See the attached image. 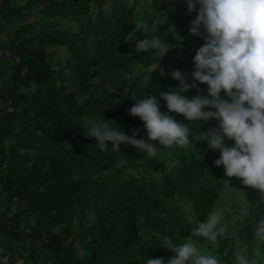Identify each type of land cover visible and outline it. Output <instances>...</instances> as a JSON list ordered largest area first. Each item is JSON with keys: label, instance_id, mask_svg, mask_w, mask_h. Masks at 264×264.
<instances>
[{"label": "trees", "instance_id": "trees-1", "mask_svg": "<svg viewBox=\"0 0 264 264\" xmlns=\"http://www.w3.org/2000/svg\"><path fill=\"white\" fill-rule=\"evenodd\" d=\"M16 1L5 0L1 6L0 29L1 22L14 25L38 6H43L48 21L35 35L10 34L0 47L4 59H0V86L6 79L0 102L8 106L0 107V199L4 200L0 202V258L13 251L12 242L17 240L25 253L23 264H145L146 256L163 258L167 264L175 253L159 240L164 235H173L177 243L187 239L177 205L188 206L189 217L199 220L207 217L220 197L223 183L215 179L220 173L215 164L220 152L209 149L206 141L165 150L153 158L123 144L121 152L100 151L80 125L87 118L103 116L130 136L139 129L137 138L147 140L143 121L128 110L134 99L151 94L161 111L168 112L160 93L179 86L170 75L174 70L193 82V58L205 42L190 34L198 11L181 19L186 0H166L151 16L144 15L142 21L149 27L135 33L137 39L158 34L175 45L160 59L152 51L137 53L135 44L127 40L141 22L138 0L130 6L127 0H102L111 5L108 15L100 8L91 13L93 0ZM166 19L183 31L184 41L162 27ZM73 23L77 32L59 28ZM58 46L66 47L71 57L65 63L57 61L55 67L54 53L45 51ZM9 50L13 53L8 56ZM136 67L144 70L142 75L124 78ZM117 78L120 82L111 91L107 84ZM196 83L197 88L185 93L189 98L207 95L208 85ZM171 115L189 123L180 114ZM216 122H203L201 130L214 129ZM189 126L193 132L200 127L197 122ZM138 166L151 172L140 184L136 179L119 181ZM18 202L22 209L15 211ZM263 207L261 195L251 193L249 218ZM24 220L27 232L21 231ZM173 228L179 238L170 231ZM70 236V246L62 252V241ZM226 246L227 241L221 242V255ZM222 258L232 264L233 251ZM10 263L18 261L10 259Z\"/></svg>", "mask_w": 264, "mask_h": 264}, {"label": "clouds", "instance_id": "clouds-1", "mask_svg": "<svg viewBox=\"0 0 264 264\" xmlns=\"http://www.w3.org/2000/svg\"><path fill=\"white\" fill-rule=\"evenodd\" d=\"M186 4L189 14L198 11L190 34L201 36L203 28L205 42L193 58L192 83L180 70L171 72L179 86L160 93L168 112L161 111L155 95L134 99L136 102L128 111L143 121L147 140L137 138L139 129L130 136L115 121L103 116L87 118L80 127L86 136L97 141L96 148L100 151L111 148L121 152L123 144L146 158L161 156L165 150L187 149L194 141H206L209 149L221 153L215 160L216 166H223L227 177L240 178L243 185L259 189L264 202V0H186ZM70 26L73 30L77 28L74 23ZM148 27L143 21L137 23L127 40L135 44L137 53L152 51L161 59L175 45L158 34L137 39L135 33L147 31ZM172 33L175 36V27ZM196 82L208 85L207 95L189 98L185 93L197 88ZM222 93L228 99L222 98ZM171 113L182 115L189 123L178 121ZM211 119L219 122L218 127L201 130L202 123ZM191 122L199 124L197 131L193 132ZM226 139L234 141V145L226 146ZM240 215L247 218L250 209L241 210ZM223 217L224 210L213 206L207 220H196L192 237L182 243H177L173 235H164L160 245L175 253L167 264H222L218 256L202 251L195 238L217 242L228 231ZM170 231L179 238L178 232ZM253 235V243L264 247V219L255 226ZM7 259L0 258V264H6ZM145 264H165V261L146 256ZM234 264H264V259L239 250L234 253Z\"/></svg>", "mask_w": 264, "mask_h": 264}, {"label": "rangeland", "instance_id": "rangeland-1", "mask_svg": "<svg viewBox=\"0 0 264 264\" xmlns=\"http://www.w3.org/2000/svg\"><path fill=\"white\" fill-rule=\"evenodd\" d=\"M21 0H17L16 4L19 3ZM166 0H138V6L136 9V13L139 14V19L142 21L144 19V15L151 16L153 13V10L155 7H162V5L165 3ZM171 2H177L178 0H170ZM14 2V0H13ZM22 2H25V0H22ZM133 3V0H127V5L130 6ZM110 4H102V0H93L91 3V13H96V9L100 8L103 10V12L108 15L110 13ZM198 15V13H197ZM193 16V13L189 14L187 7L183 9L180 13V18L185 19L187 17ZM48 18L45 16L43 12V6H38L34 8L30 14H28L26 17L22 18L18 23L14 25H9L6 22H1L2 28L0 29V47L3 45H6L7 40L10 36V34L14 35L16 31H23L22 37H29L31 34H37L41 32L44 29V24L47 23ZM43 23V24H42ZM53 25L57 24L58 21H52ZM75 24V23H74ZM76 25V24H75ZM78 26V25H76ZM24 27L27 28V30H24ZM162 27L166 29L168 32H172L173 27H175V38L177 37L180 41H184L186 39L185 35L183 34L182 30H178L176 26H174L170 20H165L162 22ZM61 30L68 31L70 33L77 32L79 28L77 27L76 30H73L71 26L69 25H61L59 27ZM153 30H156V27L153 28ZM202 35L201 40H204V36L206 35L203 32V28L201 29ZM92 48V47H91ZM13 52L9 50L7 52V55H11ZM48 53H54V63L53 65L56 67L57 61H62L65 63L67 59L71 57V53L66 47L58 46L56 48L47 49L45 51V54ZM3 55V52H0V56ZM1 59V58H0ZM4 61V59H1ZM13 60V59H12ZM154 66L149 71L153 70ZM147 70V71H148ZM144 70H142L140 67H136L132 70L131 73L125 74L124 78L129 79L132 74H135L137 76L142 75ZM146 71V70H145ZM120 82V79H116L115 83H106L107 87L111 91H115L118 83ZM23 91V89H21ZM222 98L228 99L226 96L222 93ZM5 105L4 102H0V107H3ZM4 107H8L5 105ZM218 121L215 124V128L218 127ZM233 141L225 140L226 146H231ZM221 155V153H220ZM219 155V157H220ZM151 172L147 170L143 166H138L137 168H132L128 171H126L121 178L119 179L120 182H125L130 179H136L137 183L140 184L144 179H146ZM216 180L223 183V190L220 193V197L217 200L216 204L214 206L222 208L224 210V223L228 229L227 233L220 236L218 241L215 243L205 241L203 238H195L199 240L198 247L202 249V251L207 252L208 254H214L218 256L222 262V264H227V262L222 258L223 256L229 255L231 251H233V258H232V264H234V253L242 250L245 253H247L249 256L256 255L258 258L263 259V253L262 248L259 244L253 243L254 241V235L253 231L255 226L259 223L261 219H264V207L263 209L252 219L249 218V216L246 218L244 216L240 215L241 210L247 212L250 209V196L251 193H254L255 196L261 195L259 189L252 188L250 186L243 185L240 178L237 177H227L226 172L223 168V166H220V173L215 177ZM228 181V182H226ZM1 197V194H0ZM2 199V198H1ZM0 199V202H1ZM4 201V200H3ZM249 205H248V204ZM264 204V202H261ZM177 207H180V212L183 216L182 222V228L184 230V233L187 235V239L192 237V229L195 227V222L193 218L189 217V210L188 206L183 204H178ZM16 209H22V204L19 202L16 203L14 206V210ZM2 210V205H0V211ZM207 220V217L204 219H199L198 221L204 222ZM58 229H65L64 227H59ZM176 230L175 228H173ZM21 231L27 232L28 231V223L24 220L22 222V228ZM77 232V229L73 231V234ZM73 239V236H70L69 238L62 241L63 248L61 251L64 252L65 249H67L70 246V243ZM227 241V246L222 252L221 255V242ZM13 251L7 256L6 264H11V260H17L18 264H23V258L25 257V253L22 250V243H19L17 240H13ZM75 247H79L77 244H75ZM0 252H2V248H0Z\"/></svg>", "mask_w": 264, "mask_h": 264}, {"label": "water", "instance_id": "water-1", "mask_svg": "<svg viewBox=\"0 0 264 264\" xmlns=\"http://www.w3.org/2000/svg\"><path fill=\"white\" fill-rule=\"evenodd\" d=\"M5 0H2L1 3H0V8L1 6L4 4ZM11 74V73H10ZM6 80V79H5ZM5 80L2 82L1 86H0V89H2L3 85H4V82Z\"/></svg>", "mask_w": 264, "mask_h": 264}, {"label": "crops", "instance_id": "crops-1", "mask_svg": "<svg viewBox=\"0 0 264 264\" xmlns=\"http://www.w3.org/2000/svg\"><path fill=\"white\" fill-rule=\"evenodd\" d=\"M1 191H2V188H1V185H0V194H1ZM1 202H3V200Z\"/></svg>", "mask_w": 264, "mask_h": 264}]
</instances>
